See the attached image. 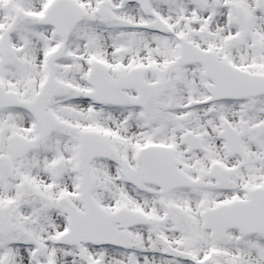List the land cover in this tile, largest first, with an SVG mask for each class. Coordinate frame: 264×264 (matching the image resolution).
I'll use <instances>...</instances> for the list:
<instances>
[{
    "label": "snow or ice",
    "instance_id": "snow-or-ice-1",
    "mask_svg": "<svg viewBox=\"0 0 264 264\" xmlns=\"http://www.w3.org/2000/svg\"><path fill=\"white\" fill-rule=\"evenodd\" d=\"M0 264H264V0H0Z\"/></svg>",
    "mask_w": 264,
    "mask_h": 264
}]
</instances>
